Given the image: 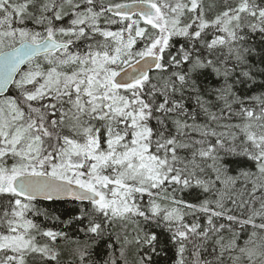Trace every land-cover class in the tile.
I'll list each match as a JSON object with an SVG mask.
<instances>
[{
    "label": "snow or ice",
    "instance_id": "snow-or-ice-1",
    "mask_svg": "<svg viewBox=\"0 0 264 264\" xmlns=\"http://www.w3.org/2000/svg\"><path fill=\"white\" fill-rule=\"evenodd\" d=\"M0 264H264V0H0Z\"/></svg>",
    "mask_w": 264,
    "mask_h": 264
},
{
    "label": "trees",
    "instance_id": "trees-1",
    "mask_svg": "<svg viewBox=\"0 0 264 264\" xmlns=\"http://www.w3.org/2000/svg\"><path fill=\"white\" fill-rule=\"evenodd\" d=\"M49 209V212L53 215L61 214L64 211V205L60 202L52 203V202H44Z\"/></svg>",
    "mask_w": 264,
    "mask_h": 264
}]
</instances>
